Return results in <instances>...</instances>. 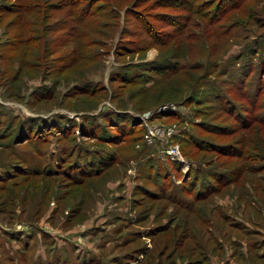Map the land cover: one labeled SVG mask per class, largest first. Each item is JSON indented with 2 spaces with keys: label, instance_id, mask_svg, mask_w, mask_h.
<instances>
[{
  "label": "rangeland",
  "instance_id": "374dc122",
  "mask_svg": "<svg viewBox=\"0 0 264 264\" xmlns=\"http://www.w3.org/2000/svg\"><path fill=\"white\" fill-rule=\"evenodd\" d=\"M203 2L0 0V264H264V0Z\"/></svg>",
  "mask_w": 264,
  "mask_h": 264
},
{
  "label": "trees",
  "instance_id": "16d2710c",
  "mask_svg": "<svg viewBox=\"0 0 264 264\" xmlns=\"http://www.w3.org/2000/svg\"><path fill=\"white\" fill-rule=\"evenodd\" d=\"M194 1V0H193ZM205 1H208V2H206V3H202V5H203V7L205 6V5H207L208 6V8L206 9V10H210L211 8H216L217 6H218V4H219V2H217V0H205ZM200 2H201V0H200ZM218 3V4H217ZM205 8V7H204ZM217 9V8H216ZM197 11V10H196ZM198 12V11H197ZM204 15V14H203ZM202 15V16H203ZM218 100H220V98H217ZM31 118V117H30ZM21 122H18V127L16 128V134H15V137H19V134L21 133V124H20ZM50 124L53 126V130L55 131L56 129H57V125H59V124H56L55 122H50ZM49 124V125H50ZM30 127H32V126H30ZM30 129V128H29ZM37 131V130H36ZM45 132V131H44ZM57 132H58V130H57ZM23 133H26V132H23ZM33 134V133H32ZM46 134V133H45ZM26 135H28V134H26ZM30 135V134H29ZM110 157V156H109ZM113 157H112V155H111V158H109V159H107L106 160V165H108V164H110L112 161H113V159H112ZM109 161V162H108ZM75 163H73L72 165H73V168L71 169V168H69V167H67V170L68 171H66V172H68L67 174L70 176V177H73V175H77V174H85V173H87L88 174V172H89V168L88 169H85V168H79V167H81V166H83V162L82 161H78V163L79 164H77V161H74ZM89 165H91V161H89V162H87ZM99 167H101V166H98L97 168H95L94 169V171L95 172H99L102 168H99ZM75 168V169H74ZM79 168V169H78ZM65 169V168H64ZM74 169V172H71L72 170ZM49 171H51V170H49ZM77 171V172H76ZM77 177H79V176H77ZM233 225V224H232ZM234 227H237L238 229H241L239 226H238V224H234L233 225ZM8 232H10V233H16V232H14L13 230H8ZM45 232V236L46 237H51V238H53L51 235H50V233H48V232H46V231H44ZM26 243V242H25ZM26 245H27V243H26ZM26 247V246H25ZM24 249V248H23ZM18 252H19V250H17L16 251V253L18 254ZM101 254V253H100ZM104 255V254H103ZM82 256H85V255H82ZM106 256V255H105ZM101 257H102V255H101ZM24 258H23V256H19V261L20 260H23ZM42 261L40 258H38L36 261ZM76 262H73L71 259H65V260H63V264H70V263H73V264H95V263H93V258H92V256H85L84 258H79L78 260H77V258H76V260H75ZM98 261V260H97ZM43 262V261H42ZM98 264H99V262H98ZM108 264H111V262H109Z\"/></svg>",
  "mask_w": 264,
  "mask_h": 264
},
{
  "label": "built area",
  "instance_id": "2783aa9c",
  "mask_svg": "<svg viewBox=\"0 0 264 264\" xmlns=\"http://www.w3.org/2000/svg\"><path fill=\"white\" fill-rule=\"evenodd\" d=\"M167 108V107H166ZM155 133L157 134V135H162L163 134V130H158L157 129V131H155ZM167 153L171 156V157H174V156H177L176 155V153H177V148L175 147V153H173L172 151H167Z\"/></svg>",
  "mask_w": 264,
  "mask_h": 264
},
{
  "label": "crops",
  "instance_id": "0c3cea01",
  "mask_svg": "<svg viewBox=\"0 0 264 264\" xmlns=\"http://www.w3.org/2000/svg\"><path fill=\"white\" fill-rule=\"evenodd\" d=\"M260 254V253H259ZM84 255V254H83ZM82 256V255H81ZM228 261H229V259H228Z\"/></svg>",
  "mask_w": 264,
  "mask_h": 264
}]
</instances>
